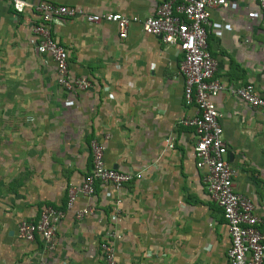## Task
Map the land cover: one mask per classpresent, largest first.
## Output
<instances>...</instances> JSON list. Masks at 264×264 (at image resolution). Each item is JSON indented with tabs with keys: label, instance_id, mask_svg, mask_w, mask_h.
I'll list each match as a JSON object with an SVG mask.
<instances>
[{
	"label": "crops",
	"instance_id": "obj_1",
	"mask_svg": "<svg viewBox=\"0 0 264 264\" xmlns=\"http://www.w3.org/2000/svg\"><path fill=\"white\" fill-rule=\"evenodd\" d=\"M21 1L143 20L161 0ZM33 21L31 12L16 14L0 2V78L3 88L6 82L9 93L19 97L27 90L23 80L32 56H45L34 49ZM51 34L68 51L71 76L90 84L75 95L61 90L68 102L65 142L79 148L80 164L77 170L60 162L59 157L73 152L59 148L52 117L45 132L35 113L40 126L26 132L21 110L34 104L11 101L9 110L15 113L3 117L7 127L0 136V264H102L97 245L109 234L116 264H227V228L194 167L192 130L178 124L192 113L181 99L178 50L144 35L137 24L120 40L114 25L86 24L80 16L53 22ZM207 48L216 61L214 78L222 86L250 84L264 96V13L254 0H232L228 7L211 11ZM46 59L58 89L52 62ZM213 103L233 188L264 216V112L227 90ZM105 135V165L140 178L118 191L98 185L92 197H78L57 223L52 251H44L38 242L17 240L18 222L36 219L44 206H64L67 189L78 186L90 168V142ZM86 205L93 214L77 221L76 211Z\"/></svg>",
	"mask_w": 264,
	"mask_h": 264
},
{
	"label": "built area",
	"instance_id": "obj_2",
	"mask_svg": "<svg viewBox=\"0 0 264 264\" xmlns=\"http://www.w3.org/2000/svg\"><path fill=\"white\" fill-rule=\"evenodd\" d=\"M231 1L161 0L149 17L137 20L119 13H82L74 7L46 1L27 5L21 0H0L16 14L26 10L33 14L30 34L34 49L37 54L51 60L55 84L67 94L84 92L90 84L84 78H74L69 73L68 51L51 34V25L57 20L80 16L86 24H112L120 40L126 38L129 26L137 24L144 35L156 38L162 46L176 48L180 53L178 72L182 77V103L192 109V113L180 119L178 124L192 130L194 167L201 172L200 181L205 194L220 210L227 228L229 245L225 260L227 264H264V216L257 213L250 199L233 188V171L227 160L228 149L213 103L217 94L227 90L249 108L264 112V96L259 95L252 85L226 88L214 78L216 61L207 48L211 11L226 8ZM254 2L258 10L264 13V0ZM107 140L105 135L101 140L90 142V168L78 186L67 189L64 206H44L36 219L18 222L15 227L17 240L28 244L38 242L44 251H52L57 223L78 197H92L98 185H108L118 191L140 178L139 174L120 172L105 165L103 156ZM114 205L118 207L119 200ZM92 214L93 208L86 205L76 211L74 218L81 221ZM111 237L109 234L98 242L102 264H116Z\"/></svg>",
	"mask_w": 264,
	"mask_h": 264
},
{
	"label": "rangeland",
	"instance_id": "obj_3",
	"mask_svg": "<svg viewBox=\"0 0 264 264\" xmlns=\"http://www.w3.org/2000/svg\"><path fill=\"white\" fill-rule=\"evenodd\" d=\"M29 68V69H28ZM28 75L24 78L23 84L27 88L25 90V94L21 97L15 93H9L8 88H6V82L3 83L4 87L2 86V79L0 78V136L3 134L4 127H7L3 122V117L6 116H13L15 111L12 109L11 112L9 110L11 101L16 99H21L26 102L33 103V107L27 109L23 114L20 116L23 119V124L25 127L26 132H35L38 130L40 126V122L36 119V115L38 117L41 116L42 124L41 128L45 132L50 131V117H52L53 122L55 125H58L59 130V148L60 149H71L73 154H68L67 157H59L60 162H68L71 165H75L74 168L78 170L79 164V148L75 146L71 141L65 142V128L67 125V115H66V107L67 101L65 99V95L63 92L58 88L55 87L52 76L50 75L49 71V63L46 56H32L31 61L27 66ZM8 86H12L11 83H7ZM27 91V92H26ZM58 103V107L56 108L55 103ZM50 103H54L53 105ZM18 111V110H16ZM36 113V115H35ZM54 126V124H53ZM13 127V126H12ZM70 144V146H69ZM1 164V163H0Z\"/></svg>",
	"mask_w": 264,
	"mask_h": 264
}]
</instances>
